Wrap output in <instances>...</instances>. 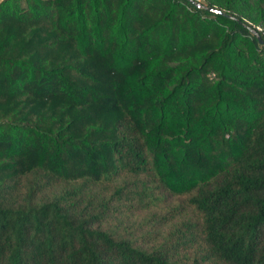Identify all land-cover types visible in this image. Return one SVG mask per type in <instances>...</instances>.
Returning a JSON list of instances; mask_svg holds the SVG:
<instances>
[{
  "label": "trees",
  "instance_id": "trees-1",
  "mask_svg": "<svg viewBox=\"0 0 264 264\" xmlns=\"http://www.w3.org/2000/svg\"><path fill=\"white\" fill-rule=\"evenodd\" d=\"M200 4L0 0V264H264V0Z\"/></svg>",
  "mask_w": 264,
  "mask_h": 264
},
{
  "label": "rangeland",
  "instance_id": "rangeland-1",
  "mask_svg": "<svg viewBox=\"0 0 264 264\" xmlns=\"http://www.w3.org/2000/svg\"><path fill=\"white\" fill-rule=\"evenodd\" d=\"M195 1H197V2H199V3H202V4H204L205 3V0H195ZM240 7H239V5H233L232 6V10H234V11H236L237 9H239ZM250 10V9H249ZM250 12V11H249ZM248 23H250V25H251V27L252 28H254V30L256 29V27L257 28H259V29H261L260 31H258V32H260L261 33V36L264 38V24H262V23H260V22H248ZM257 31V30H256ZM209 77L211 78V77H213V75L210 73L209 74ZM171 200H173V197H169V198H167V201H171Z\"/></svg>",
  "mask_w": 264,
  "mask_h": 264
},
{
  "label": "water",
  "instance_id": "water-1",
  "mask_svg": "<svg viewBox=\"0 0 264 264\" xmlns=\"http://www.w3.org/2000/svg\"><path fill=\"white\" fill-rule=\"evenodd\" d=\"M190 1H191L192 3H194V5H195L196 7L206 8L208 11L220 12V10L215 9V8H213V7H204L203 5H201L199 2H197V1H195V0H190ZM252 33H254V34L256 35V38H257V40H258V42H259L260 44H264V40H262V39L260 38V36H259L258 34H256V32H255L254 30H252Z\"/></svg>",
  "mask_w": 264,
  "mask_h": 264
},
{
  "label": "built area",
  "instance_id": "built-area-1",
  "mask_svg": "<svg viewBox=\"0 0 264 264\" xmlns=\"http://www.w3.org/2000/svg\"><path fill=\"white\" fill-rule=\"evenodd\" d=\"M255 30H257V31H260L261 29H259V28H257V27H256V29H255Z\"/></svg>",
  "mask_w": 264,
  "mask_h": 264
}]
</instances>
